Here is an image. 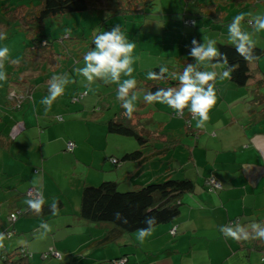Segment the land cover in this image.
I'll return each instance as SVG.
<instances>
[{"label": "crops", "instance_id": "0c3cea01", "mask_svg": "<svg viewBox=\"0 0 264 264\" xmlns=\"http://www.w3.org/2000/svg\"><path fill=\"white\" fill-rule=\"evenodd\" d=\"M154 7L161 9V19L157 16L156 20L162 30L154 34L162 46L151 47L154 56L143 61L141 71L173 65L179 58L188 57L186 46L198 34L201 43L208 36L216 43L229 42L227 25L241 12L264 14V0H156ZM178 18H193L196 27L186 32L187 28H179L175 22ZM248 19L242 25L254 32ZM253 38L256 45L264 47V30L254 33ZM160 52L167 53L158 55ZM18 64L9 71L16 82L23 74ZM260 65L264 71V59ZM215 71H225L224 65ZM30 83L38 84L36 92L19 111L8 107L4 86L0 88V233L13 231L11 238L4 239V249H26L33 264H113L112 260L120 257H127L126 264H264V240L236 241L220 231L222 225H240L251 232L253 222H264V102L254 101L253 87H238L229 78L218 77L217 102L204 128H197L195 119L191 126L184 124L180 117H173L175 111L167 105L154 103L164 114L159 120H155L154 112L144 115L139 108L144 128L155 131L153 139L142 147L108 131L109 113L99 116L95 106H88L90 101L96 102L86 100L90 93L74 104L68 100L73 92L70 87L71 92H64L52 104L55 106L45 111L41 100L48 95V83L38 78ZM75 88L85 90L80 85ZM59 116L64 121H58ZM156 123L160 126L152 128ZM10 134L13 140H9ZM70 141L76 145L73 152L67 150ZM137 150H142L145 159L123 160L127 153ZM93 167L96 172L88 170ZM211 176L222 185L213 194L205 186ZM9 178L16 182L3 186ZM169 178H189L196 183L195 191L182 198L174 239L169 233L173 225H161L142 244L135 232L124 235L118 241L120 246L101 245L113 225L91 223L80 216L86 185L116 181L127 190ZM30 188L38 190L46 203L60 197L64 205L56 215L23 216L13 224L10 214L26 209ZM44 223L51 231L41 227ZM193 233L197 239L192 243L188 240ZM197 243L201 247L193 248ZM186 244L190 247L185 259L182 246ZM51 247L64 254L62 261L44 257Z\"/></svg>", "mask_w": 264, "mask_h": 264}, {"label": "trees", "instance_id": "16d2710c", "mask_svg": "<svg viewBox=\"0 0 264 264\" xmlns=\"http://www.w3.org/2000/svg\"><path fill=\"white\" fill-rule=\"evenodd\" d=\"M28 1V5L23 4L16 8L18 11L16 15L21 22V27L24 29L23 31L28 37L30 42L29 50L35 54V59H30L26 62L18 61L20 63L18 64L19 68H22V78H19L18 82L14 80L15 82L10 85L9 91L6 95L8 99L6 100L8 107L15 111L21 110L25 101L32 99L33 94L36 92L34 88L38 84H29L30 80L33 81L38 78L39 81H46L48 83L54 75H59L54 69L61 64L56 59L60 54L55 49V42L52 41L54 39H51V35L47 34L45 31L44 21L47 18L60 19L66 15L81 12H93L100 15L108 14L110 17L117 15H146L149 14L148 11L156 5V0ZM103 20L107 21L105 18H103ZM186 20H192L194 22L191 26L187 25L189 28L196 27L195 19L183 18L184 23ZM198 37L199 34L196 35L197 39ZM67 38H70V35H68ZM217 47L221 52L228 55L229 66L236 65L235 71L231 73L229 79L238 87H253L252 89H254V94L256 95L254 101L260 104L263 103L264 93L261 92V89L264 90V71L261 69L260 63L264 59V47L256 45L255 54L259 56V59L253 62H246L227 41L218 42ZM194 62V59L189 54L188 57L179 58L175 64L167 66L169 72L167 78L163 80L147 79V73L149 71H159L160 66L144 71V74H141L138 80L142 84L140 87L146 90V92H154L160 87H174L178 84V80H176L173 75L182 72L187 64ZM24 65L25 67L29 65V68L26 69ZM229 66L224 65L225 70H227ZM201 70H203V67ZM69 73L72 74V70H69ZM73 78L74 83H69L67 85V87L70 85L73 90L72 94L68 97V100L71 103H79L85 97L89 96V91L86 89L82 91L77 90L75 86L79 85V80L76 77ZM62 96H64V94ZM96 110L98 111V109ZM141 117L142 114L135 111L132 117L128 118L122 108L119 112L115 113L113 117L108 119L106 123L107 129L111 133L133 138L141 144L142 147H146L148 145L147 143L153 139L155 131L144 128L145 126L141 121ZM182 117L186 118L187 125L191 126L190 124L193 117L187 109H185ZM57 120L60 122L64 121L62 116H59ZM0 138H3L2 133L0 134ZM9 140H13L11 134L9 135ZM4 141L6 140L4 139ZM74 146H76L75 143ZM74 149L69 150L67 144L68 151L73 152ZM142 157V150H137L135 152L127 153L123 160L138 161L141 160ZM142 159H145V157ZM211 180L212 179L207 178L205 182L206 189L210 194L217 193L222 189V185L220 188H216L210 182ZM195 189L196 183L189 178H169L165 181L152 182L147 185L127 190H124L116 181H104L98 186L86 185L83 187L81 196L80 216L91 223H108L113 225L112 230H110L105 236L101 245H106L108 243L119 245L120 243L118 241L124 235L135 233L139 228H147L148 224L146 221L152 216L156 217L157 220L154 229L161 225H173L169 233L170 235L175 236L178 232L177 225L183 207L182 198L185 194L193 193ZM26 196L30 198L27 195V192ZM54 200L58 203L59 209H61L64 205L63 200L60 197H55L50 203L45 202L42 213H34L27 205L25 210L12 212L10 216L15 214L16 219L11 221L9 217V220L14 224L23 216L43 217L49 215L52 213L50 205ZM117 213L121 217L120 220H116L114 217V214ZM125 219L128 221L126 224L123 223ZM174 229L176 230L175 233H173ZM0 234L4 236V239L11 238L13 236V231L7 229ZM4 241L5 240L2 242L3 245ZM55 252L58 253V256L54 255ZM43 255L44 257H51L60 261L64 259V254L55 247L49 248L48 251L43 253ZM31 257L32 254L23 248H15L12 251H8L3 247L0 248V260L5 264H33ZM112 261L113 264H126L128 259L127 257H120ZM262 261L264 262V257Z\"/></svg>", "mask_w": 264, "mask_h": 264}, {"label": "clouds", "instance_id": "9594fccd", "mask_svg": "<svg viewBox=\"0 0 264 264\" xmlns=\"http://www.w3.org/2000/svg\"><path fill=\"white\" fill-rule=\"evenodd\" d=\"M246 17H250L247 23L253 28L254 32L245 30L242 22ZM264 30V14L241 12L234 16L231 23L227 25L228 40L235 48L239 56L246 62H253L259 59L255 54L256 41L254 33ZM5 37L0 34V39ZM94 48L88 51L83 60L84 67L77 68L75 71L82 75L89 84L97 79L107 83L118 85L117 99L122 102V108L128 118L135 112L136 102L140 96L134 91L137 80L133 76L135 71L133 52L136 48L135 41H129L120 25H116L111 30L100 32L94 36ZM189 46V55L194 59V63L187 64L182 72L175 73L173 77L178 80L174 87H160L154 92L147 91L143 94V101L149 104L160 103L167 105L175 111L178 117H182L185 109L189 111L193 119L196 120L197 128H204L209 120V113L217 102L215 81L217 78H230L235 71L236 65L229 66L228 55L221 52L217 47L216 40L203 37V43L193 38ZM9 48H0V81L7 79L4 69V61L9 56ZM228 65L227 70L218 73L215 71L217 66ZM212 70H201V68ZM169 69L167 66H160L159 71H149L147 79L163 80L167 78ZM122 76L128 77L121 79ZM69 83H74L67 73L54 75L48 82V95L41 100L48 111L52 104L61 97ZM28 207L36 214L42 213L45 201L41 194L37 193L26 200ZM59 205L54 200L50 205L53 215L58 213ZM116 220H120V215L114 214ZM123 223H128L125 219ZM147 228L137 229V239L142 244L147 237L154 231L157 223L156 217H149L146 221ZM46 231H51L47 223L41 225ZM251 232L237 225L233 227L221 226L220 231L225 237L236 241L248 239L264 240V222H253L250 225ZM4 236L0 234V248L3 247Z\"/></svg>", "mask_w": 264, "mask_h": 264}, {"label": "rangeland", "instance_id": "374dc122", "mask_svg": "<svg viewBox=\"0 0 264 264\" xmlns=\"http://www.w3.org/2000/svg\"><path fill=\"white\" fill-rule=\"evenodd\" d=\"M27 3H29L28 0H0V34L5 37L4 39H0V48L8 47L10 50L8 58L4 61L3 69V71H5L7 74V79L3 82L0 81V88L3 85L5 89L3 95L4 98L6 97V100H8L6 95L8 93L9 87L13 82H15L10 76L9 71H11V68L15 66L17 61L26 62L30 59H35V54H33L29 50L30 42L28 40V37L23 31L24 29L21 27V22L18 20L16 15V13L18 12L16 8ZM160 12V7H153L148 11L149 14L146 15H117L110 17V15L108 14L100 15L93 12H81L72 13L60 19L47 18L44 21L45 31L47 34L51 35V39L55 40L52 41L55 42V49L60 54V56H58L56 59L61 64L58 65L54 70L59 74L67 73L71 80H74L73 77H76L79 80L78 83L80 87H84V89L88 90L90 93V96H87L88 98L86 100L96 99V102L90 101V104H88V106H95L96 109H98L97 114H99V116L104 114L105 111L107 112V114L109 113V116L106 118L107 120L113 117L115 113L119 112V110L122 109V102L117 99L118 85L114 83L106 84L103 80L100 79H97L95 82L89 84L82 75L75 71V69L84 67L83 58L88 51L94 48L95 45L93 41L95 35L103 31L111 30V28L116 25H120L124 30V33L127 36L128 40L135 41L137 45L133 52L134 64L132 66L135 69L133 76L137 80V86L134 91L140 96V99L136 102L135 109L139 111L140 108L144 115L148 113H150V115H153L154 112L155 120H159L161 116H164L163 112H161L160 110L158 111L156 105L149 104L143 101V94L146 90L140 87L142 86V84L138 80L140 78V75L144 74V70L141 71V65L143 64V61L154 56V51L151 47H156L158 49V47L162 46V41L158 40L157 36L154 34L155 30H162L161 26L157 24L158 21L156 20ZM158 17L159 19H161V16ZM166 17L169 18V15ZM103 18L107 19V21H104ZM173 21L174 20H170V22ZM175 22L178 24L179 28H187L188 30H186V32L191 31L189 26L185 25L184 21H182V18H178ZM68 35H70V38H67ZM207 38H212V36H208ZM188 45L191 46V44L189 43ZM189 46L186 47L189 48ZM144 47H146L147 50L143 49ZM166 53L167 52H160L158 55ZM166 56H168V54ZM25 68L28 69L29 65H27ZM69 70H72V74L69 73ZM126 78L128 77L122 76L121 79L123 80ZM68 88H70V85L68 87L66 86L65 92L69 91ZM53 104H55V102ZM0 106L2 105L0 104ZM108 107H110V109H107ZM169 117H172L171 112H169ZM173 117L179 118L175 115V113H173ZM181 120L184 122V124L187 122L186 118L181 117ZM156 124L157 125H153L152 128L160 126L159 123ZM116 137L123 138L118 136ZM128 138L131 140L130 142L136 143V140H134L133 138ZM88 170L90 172H96L94 167ZM80 173L81 168L77 170V175H79ZM212 177L213 176H211L210 179H212ZM51 181L54 182L53 180ZM15 182L16 181H13L12 178H9L5 179L2 182V185L12 186ZM69 187H71V185H69ZM193 234L194 235L191 234L193 238L188 240L189 242L192 241V243L196 242L195 239H197L194 237L196 236V234ZM172 237L174 239V236ZM182 247L183 251L185 252L184 255L186 259L188 257L187 250L190 246L189 244H186ZM199 247H201L200 243L193 245V248L198 249ZM0 264L5 263L0 260Z\"/></svg>", "mask_w": 264, "mask_h": 264}, {"label": "built area", "instance_id": "2783aa9c", "mask_svg": "<svg viewBox=\"0 0 264 264\" xmlns=\"http://www.w3.org/2000/svg\"><path fill=\"white\" fill-rule=\"evenodd\" d=\"M193 21L192 20H186V22H185V24L186 25H189V26H191V25H193ZM74 143L73 142H69L68 143V149L69 150H73L74 149ZM113 162L114 163H118V160L117 159H113ZM216 188H220L221 187V184L218 182V181H216L214 178H212V180L210 181ZM37 193H39L40 194V192L38 191V190H36V189H34V188H30V189H28V191H27V195L31 198V196H34V195H36ZM16 219V215L15 214H12L11 216H10V220L11 221H14ZM176 232V230L174 229L173 230V233H175ZM54 255H56V256H58V253H54Z\"/></svg>", "mask_w": 264, "mask_h": 264}]
</instances>
